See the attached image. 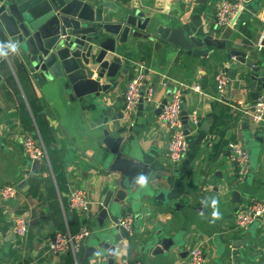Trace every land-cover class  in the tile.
Segmentation results:
<instances>
[{"label":"crops","instance_id":"0c3cea01","mask_svg":"<svg viewBox=\"0 0 264 264\" xmlns=\"http://www.w3.org/2000/svg\"><path fill=\"white\" fill-rule=\"evenodd\" d=\"M112 1L121 11L142 10L160 23L180 19L190 23L198 15L205 33L226 39L227 48L243 50L252 63L264 62V46L259 48L260 42L264 45V0L256 11L245 6L235 27L217 22L222 0L189 4L183 0ZM122 56L121 69L128 72L120 69L115 77L105 79L111 87L99 96L74 101L58 80H44L15 58L13 62L0 60V189L6 185L18 189L13 200L0 194V264H123L124 260L132 264H188L189 250L199 245L206 253L205 264H264V213L244 229L236 224L240 208L256 200L264 204V129L237 109L253 103L252 83L242 81L249 68L229 58L225 50L194 56L159 38L132 39ZM224 68L237 70L224 92L227 103L218 100L217 76ZM140 69L146 86L155 87L157 103H143V108L137 105L127 113L125 92ZM195 85L201 91L195 90ZM176 88L181 89L188 112L196 110L200 118V125L188 134V150L178 162L168 153L170 128L158 119L160 104ZM31 99L43 108L53 145L62 154L69 192H61L50 163L32 160L25 152L23 138L32 134L21 124L19 105L29 104ZM216 102L230 106L232 114L222 133L215 131L221 117ZM120 113L123 118L110 123L126 128V156L147 164L151 187L165 188L169 200L179 202L177 208L153 199L149 209L145 191L136 189L125 200L110 204L109 216L101 221L100 199L109 181L120 177L119 172H110L104 161V118ZM236 141L244 143L251 155L245 177L239 175L233 159L231 144ZM73 189L86 192V209L70 208ZM130 212L135 215V230L128 236L114 220ZM22 213L29 217L25 236L14 231V218ZM83 226L91 229V235L77 252L53 253L49 249L57 232L73 233ZM162 239L171 240L170 249L152 255L151 250ZM236 239L241 240L238 246L233 245ZM104 243L115 246L113 263ZM93 246L97 251L86 256Z\"/></svg>","mask_w":264,"mask_h":264},{"label":"water","instance_id":"95a60500","mask_svg":"<svg viewBox=\"0 0 264 264\" xmlns=\"http://www.w3.org/2000/svg\"><path fill=\"white\" fill-rule=\"evenodd\" d=\"M259 1L254 0L245 6L256 11ZM135 38H159L194 56L204 57L215 49L225 50L229 58H235L249 68L243 74L242 81H251L253 101L264 95V62L252 63L243 50L227 48L226 39L205 33L203 21L198 15L193 16L190 23L182 19L160 23L142 10L121 11L112 0H0V47L7 52L0 55V60L3 57L13 62L15 58L26 67H31L44 80H58L71 101L92 94L99 96L107 91L111 84L104 80L118 74L123 64L122 55ZM10 41L17 43L15 52L7 47ZM121 71L128 72L127 68ZM228 73L231 79L237 76L235 69L228 70ZM146 84L147 80L142 86L140 108H143ZM167 103L168 98H165L158 108V114ZM182 107L184 127L189 134L192 128L187 118L185 98ZM122 118V113L104 118V161L109 171L119 172L120 177L109 181L108 190L100 199L101 221L109 216L110 204L125 200L136 189L145 191L149 209L153 199L162 205L177 208L179 202L169 200L165 188L154 190L151 187L153 183L149 181L150 169L147 164L126 156L127 141L123 135L126 128L110 123ZM260 126L263 130L264 121ZM142 175L146 181L140 184L137 181ZM240 242L236 239L233 245L238 246ZM171 243V240L162 239L151 250L152 255L164 254ZM103 248L111 257L110 263H113L115 246L104 243ZM96 251L97 246L90 247L86 256H92Z\"/></svg>","mask_w":264,"mask_h":264},{"label":"built area","instance_id":"2783aa9c","mask_svg":"<svg viewBox=\"0 0 264 264\" xmlns=\"http://www.w3.org/2000/svg\"><path fill=\"white\" fill-rule=\"evenodd\" d=\"M189 4L195 0H183ZM245 9L244 0H222L217 10V22L221 26L235 27L241 18ZM264 45L260 42L259 48ZM219 97L221 103H227L224 95L226 88L231 82L227 68H224L217 76ZM145 82V73L140 69L131 79L125 92V110L127 113L139 105L142 97V86ZM168 86V82H164ZM193 88L201 91L200 86L195 85ZM144 103L152 104L156 101V89L153 85L146 86L144 92ZM183 93L181 89L176 88L172 91L168 98V103L164 106L163 111L159 115L160 122L165 123L170 128V141L168 145V153L172 161H180L188 150V134L184 127L183 117ZM233 106V105H232ZM243 117L250 118L252 122L260 125L264 121V95H261L256 101H253L248 107L237 108ZM188 122L191 128H197L200 125L199 114L196 110L188 112ZM26 154L32 160H40L49 163V158L40 139H35L32 135L26 134L23 138ZM233 159L238 166V172L241 177L247 176L251 164V155L244 143L236 141L231 144ZM0 194L5 200H13L18 196V189L13 185H6L0 189ZM89 201L86 192L81 189H73L69 194V206L74 210H83L87 208ZM264 213V204L259 201H253L249 205L240 208L236 214V224L238 228L244 229L251 223L256 221L259 216ZM114 224L124 229L131 236L135 230V215L134 213H126L123 216L114 220ZM29 230V217L26 214H19L14 218V231L25 236ZM91 235V229L81 227L75 233L59 231L54 239L49 244V249L53 253H64L67 251L77 252L82 246L84 240ZM188 264H205L206 253L202 246H196L189 250ZM123 264H132L128 260H124Z\"/></svg>","mask_w":264,"mask_h":264},{"label":"trees","instance_id":"16d2710c","mask_svg":"<svg viewBox=\"0 0 264 264\" xmlns=\"http://www.w3.org/2000/svg\"><path fill=\"white\" fill-rule=\"evenodd\" d=\"M123 2H127L129 0H122ZM29 104L22 103L19 105V116L20 121L23 127L32 134L35 139H40L44 144L46 149L49 163L52 167V171L56 176L58 187L61 192H69V189L66 185L65 174L63 171L62 164V154L61 152L53 145L54 137L51 133V129L45 115L43 113V108L41 105L34 99L29 100ZM216 107L220 110V120L216 125L215 131L218 133H222V126L228 124L231 118L230 106L227 104H220L216 102ZM64 203H68L65 198ZM75 233L76 231H72ZM80 264H87L86 262Z\"/></svg>","mask_w":264,"mask_h":264},{"label":"clouds","instance_id":"9594fccd","mask_svg":"<svg viewBox=\"0 0 264 264\" xmlns=\"http://www.w3.org/2000/svg\"><path fill=\"white\" fill-rule=\"evenodd\" d=\"M7 47L10 48L12 52H15L17 49V43L10 41V42H8ZM6 54H7V52L4 50V48L0 47V55H6ZM145 181H146V178L142 175L138 178L137 182L140 184H143V183H145Z\"/></svg>","mask_w":264,"mask_h":264}]
</instances>
